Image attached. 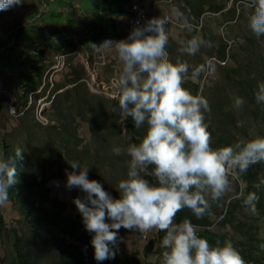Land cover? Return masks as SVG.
<instances>
[{
  "label": "rangeland",
  "instance_id": "1",
  "mask_svg": "<svg viewBox=\"0 0 264 264\" xmlns=\"http://www.w3.org/2000/svg\"><path fill=\"white\" fill-rule=\"evenodd\" d=\"M245 2L123 0L124 8L117 12L111 0H24L0 11V158L14 157L19 181L9 189V201L0 206V264H17L15 236L28 264H163L164 232L159 237L155 230L141 236L124 228L116 245H109L115 257L97 261L91 244L94 233L86 230L74 204L85 194L67 187L68 173L80 171L71 167L75 161L89 167L88 178L118 199L116 187L127 178L130 163L126 149L145 134L144 128H135L131 117L118 115V101L106 92V84L121 66L114 48L104 53L112 59L104 54L96 57L100 52L90 47L86 32L100 24L108 34L112 32L113 41L126 39L125 18L133 4L147 9V22L168 16L169 60L187 63L188 76L205 65L196 82L186 79L183 86L208 100L205 121L211 147L218 149L264 136V104L255 100L257 86L264 82V36L256 37L249 28ZM91 4L100 6V11ZM110 11L113 22H98L100 14L107 16ZM193 37L205 44L188 55L181 49ZM39 48L44 60L40 76L34 79L25 52L33 55ZM238 97L244 100L239 108ZM17 148L23 150L21 158L15 157ZM115 148L121 149L119 155ZM146 178L154 182L153 177ZM260 178L264 163L251 166L234 182L233 191L218 201L209 198L210 215L197 219L185 208L175 222L190 219L198 226L197 235L213 236L214 246L231 241L247 264H264V186L254 187ZM241 192L259 196L256 215L236 198ZM22 202L30 209L28 217L22 214ZM28 221L36 226L39 238ZM106 222L112 221L106 217Z\"/></svg>",
  "mask_w": 264,
  "mask_h": 264
},
{
  "label": "clouds",
  "instance_id": "2",
  "mask_svg": "<svg viewBox=\"0 0 264 264\" xmlns=\"http://www.w3.org/2000/svg\"><path fill=\"white\" fill-rule=\"evenodd\" d=\"M24 0H0V11L22 5ZM249 28L256 37L264 36V0H246ZM167 17L150 19L135 27L126 39L91 43L115 50L121 66L113 80L112 99L118 101L120 115L131 117L136 129L144 128L139 143L126 149L130 157L127 178L118 182L119 198H112L97 180L88 178L89 167L73 161L80 171L68 173L67 187L80 189L83 199H74L88 232L94 233L91 244L94 258H114L121 228L138 231L141 236L153 230L164 232L161 241L163 264H247L231 241L211 245L197 235L198 226L185 218L176 223V216L185 208L197 218L211 214V203L233 191V184L248 169L264 163V136L218 149L211 147L212 136L205 121L209 102L202 95H193L183 85L186 79L196 82L205 65L193 69L177 60L172 63L166 50ZM147 33H155L148 35ZM205 41L193 37L181 49L195 55ZM210 46V45H209ZM100 51V48L96 49ZM211 62L208 63L210 68ZM258 104H264V82L255 92ZM242 98L235 106L241 107ZM120 154L121 149L115 148ZM23 150L17 148L15 157ZM14 157L0 158V206L9 201V189L17 185ZM146 177H153L154 182ZM231 177V179H230ZM264 186V178L254 187ZM210 198V200H209ZM251 214H257L256 192L236 194ZM106 217L112 222L107 223Z\"/></svg>",
  "mask_w": 264,
  "mask_h": 264
},
{
  "label": "trees",
  "instance_id": "3",
  "mask_svg": "<svg viewBox=\"0 0 264 264\" xmlns=\"http://www.w3.org/2000/svg\"><path fill=\"white\" fill-rule=\"evenodd\" d=\"M111 3H113L114 5H115V7H116V9H117V12L118 11H121V9H122V7L124 8V3H123V0H111ZM90 6H92L93 7V9L94 10H98V11H100V6L99 7H97V6H94L93 4H91ZM116 12V13H117ZM109 14H107V16H105V14L104 13H102V14H100V17H99V19H98V22H100V21H103L104 19H107L106 21H111V22H113V20L112 19H114V17H113V12L112 11H110V12H108ZM113 28H114V30H113V32L115 31V27L113 26ZM86 29H87V27H86ZM97 31V32H96ZM21 32V31H20ZM96 33V34H95ZM104 33V34H103ZM86 34H87V36L85 37V38H88L89 39V43L91 42V43H95V44H101L102 42H103V39L106 37V36H108L109 34H112V32L111 33H107L106 32V29H104L103 27H102V25H100V24H97V26H96V24H94L93 25V27L90 29V30H88L87 32H86ZM107 34V35H106ZM105 36V37H104ZM16 38H18V36H16ZM92 46V47H91ZM100 45H97L96 46V48H98ZM90 47L91 48H93L94 49V47H93V45L92 44H90ZM26 54H27V58H26V60L27 61H29V60H31V66H29L30 68H32V70L34 71V73H35V76H34V79L36 78V77H38V76H40V64H42V62H43V60H44V51L41 49V48H39V49H37L36 50V53L35 54H31V51L30 50H28L27 49V51L25 52ZM27 61L26 62H24V63H26V65H29L28 63H27ZM35 64L37 65H39V67H35ZM37 65V66H38ZM30 80H33V78H29ZM28 84V83H27ZM26 84V87L28 86ZM118 115H120V111H119V114ZM124 125L127 127V128H129L130 129V126L128 125V124H126L125 122H124ZM133 134V133H132ZM139 134V136H140V133H138ZM134 135H136V134H134ZM141 137V136H140ZM7 154H6V152L4 151V156H6ZM21 208H22V214H23V216L24 217H28L29 215H30V209H28V207L22 202L21 203ZM2 223V220H1V218H0V224ZM28 226H29V228L31 229V231H32V233L35 235V237H37V238H39L40 237V235L37 233V231H36V226L34 225V223L32 222V221H28ZM158 234H157V237H159L160 235H161V232H157ZM201 237H203V238H206L208 241H209V243L211 244V245H213L214 246V244L216 243V241H214L213 240V236L210 234V233H208V232H206V233H204ZM210 239H212V240H210ZM211 241V242H210ZM13 247H14V249H15V253H16V258H17V264H28L27 263V261L25 260V257H24V255H23V253H22V251L20 250V248H19V246H18V244H17V237L15 236V242H14V245H13ZM251 264H253V263H251Z\"/></svg>",
  "mask_w": 264,
  "mask_h": 264
},
{
  "label": "built area",
  "instance_id": "4",
  "mask_svg": "<svg viewBox=\"0 0 264 264\" xmlns=\"http://www.w3.org/2000/svg\"><path fill=\"white\" fill-rule=\"evenodd\" d=\"M168 18V16H165ZM147 9L142 7L139 4H133L130 7V17L125 18V33L126 38L128 37L129 33L137 26H144L147 22ZM107 36L103 39L105 40H113V37ZM57 60H63V59H57Z\"/></svg>",
  "mask_w": 264,
  "mask_h": 264
},
{
  "label": "crops",
  "instance_id": "5",
  "mask_svg": "<svg viewBox=\"0 0 264 264\" xmlns=\"http://www.w3.org/2000/svg\"><path fill=\"white\" fill-rule=\"evenodd\" d=\"M111 37H114V36H112L111 34H109ZM98 48H100L101 50L100 51H97L96 49L97 48H94V52H100V54H94L96 57H100V58H104L102 55L104 54V53H108L109 51H110V49H104V48H102V46H99ZM114 50V49H113ZM112 51V50H111ZM105 55V54H104ZM106 57H109L110 59H112L113 57H111V54H108V55H105ZM104 61V60H103ZM110 61V60H109Z\"/></svg>",
  "mask_w": 264,
  "mask_h": 264
},
{
  "label": "bare ground",
  "instance_id": "6",
  "mask_svg": "<svg viewBox=\"0 0 264 264\" xmlns=\"http://www.w3.org/2000/svg\"><path fill=\"white\" fill-rule=\"evenodd\" d=\"M116 78V76H112V78L109 80V82L106 84L107 85V89L106 92H109V96L112 98L113 94H114V88H113V80Z\"/></svg>",
  "mask_w": 264,
  "mask_h": 264
}]
</instances>
